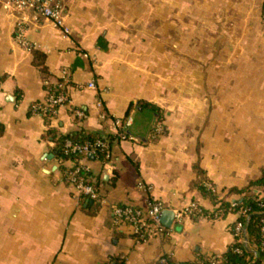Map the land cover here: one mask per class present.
Listing matches in <instances>:
<instances>
[{
    "label": "crops",
    "instance_id": "1",
    "mask_svg": "<svg viewBox=\"0 0 264 264\" xmlns=\"http://www.w3.org/2000/svg\"><path fill=\"white\" fill-rule=\"evenodd\" d=\"M63 3L68 36L0 0V264H204L223 255L238 215H210L217 204L199 186L233 201L264 174V0ZM63 77L86 117L62 107L47 123L32 105ZM127 116L134 139H117L108 160H83L104 202L77 196L51 132L116 134L114 119ZM150 198L175 214L164 234L139 240L115 224L113 205L144 210ZM193 205L209 215L187 213Z\"/></svg>",
    "mask_w": 264,
    "mask_h": 264
},
{
    "label": "built area",
    "instance_id": "2",
    "mask_svg": "<svg viewBox=\"0 0 264 264\" xmlns=\"http://www.w3.org/2000/svg\"><path fill=\"white\" fill-rule=\"evenodd\" d=\"M9 4L14 5L18 10H31L36 17L49 20L56 27L60 28L66 36L70 35L71 30L66 23L64 0H6ZM25 28L20 26L18 28V38L21 43L27 46L24 40ZM67 78L63 77V80L56 82L51 90H47L45 99L38 104L33 105V110L39 112L43 115L47 111H51L53 114H57L58 110L62 107H70L71 101L69 92L67 91ZM88 87L95 88V84L90 82ZM74 115L83 119L86 114L80 109L73 110ZM133 123V118L131 116L116 118L113 121V128L118 135L120 140H131L134 139L131 135L127 133L128 129ZM65 146L74 153H78L81 156L71 160V166L68 171H66L67 179L74 186L77 196L95 200L97 202H104L99 189L93 184L90 178H86L82 171L87 172L88 168L83 165V160L87 156L94 155L97 150L109 149V145L102 141L97 140L93 143L77 144L68 140ZM111 151L106 154V159H110ZM139 187L143 190H150V187L146 184L139 183ZM236 202H232V206H235ZM165 210L164 204L154 198L148 200L147 208L141 209L132 205L120 204L113 205L111 207V212L114 218V222L117 225H126L132 228L133 234L139 240H145L152 237L161 236L167 231V228L162 223V214ZM187 213H194L196 215H204L203 210H201L197 205H193ZM216 212V211H215ZM214 212V213H215ZM181 214H178L180 216ZM216 217V216H214ZM242 229L241 222L236 223V232L240 233ZM262 233L264 235V226L262 227ZM164 264H169L166 259H162ZM105 264H111L107 261Z\"/></svg>",
    "mask_w": 264,
    "mask_h": 264
},
{
    "label": "trees",
    "instance_id": "3",
    "mask_svg": "<svg viewBox=\"0 0 264 264\" xmlns=\"http://www.w3.org/2000/svg\"><path fill=\"white\" fill-rule=\"evenodd\" d=\"M47 89L51 90L50 87ZM41 102L34 103L38 104ZM32 105V110H33ZM144 109L152 110L159 113V109L154 105L141 104ZM69 108L73 113L75 108ZM43 116L47 123H50L51 119L55 117L51 111L43 113ZM79 119V118H77ZM81 120V119H79ZM53 139L55 140V151L56 156L64 164L67 161L74 160L80 157L78 153L71 152L66 146V141L70 140L77 144L93 143L97 140H102L109 145V149L101 150L100 148L97 152L92 155L96 159L105 160L108 151H111L113 143L119 139L117 134L112 133H101V132H89L84 129L78 131H73L67 134H55L51 132ZM87 156L86 158H88ZM62 169L68 171L70 169L62 165ZM82 174L86 178H91L90 172L82 171ZM207 186L202 184L199 189L205 194L212 197L215 204H217L216 212L212 215L217 218L225 216L229 212H233L238 215L237 221L232 226L231 230L235 236V242L230 246L228 251L223 255H215L210 257H204V264H264V235L262 233V227L264 226V196L260 195V192L251 191L252 188L264 189V174L257 180L252 181L250 185L244 190H236L234 193L241 194V198L234 200L236 202L235 206H232L233 201L225 199V197H220L214 187L209 184ZM205 215H209L206 211H203ZM241 222L242 229L240 233L236 232V223ZM111 264H117L112 259ZM169 264H177L171 263ZM188 264V263H179Z\"/></svg>",
    "mask_w": 264,
    "mask_h": 264
},
{
    "label": "water",
    "instance_id": "4",
    "mask_svg": "<svg viewBox=\"0 0 264 264\" xmlns=\"http://www.w3.org/2000/svg\"><path fill=\"white\" fill-rule=\"evenodd\" d=\"M175 214L172 210H164L162 214V223L165 227H170L174 221Z\"/></svg>",
    "mask_w": 264,
    "mask_h": 264
}]
</instances>
